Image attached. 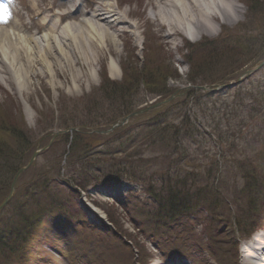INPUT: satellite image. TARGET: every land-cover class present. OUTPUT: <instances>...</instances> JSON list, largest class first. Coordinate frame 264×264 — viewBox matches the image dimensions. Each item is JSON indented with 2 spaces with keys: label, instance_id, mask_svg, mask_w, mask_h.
Listing matches in <instances>:
<instances>
[{
  "label": "trees",
  "instance_id": "obj_1",
  "mask_svg": "<svg viewBox=\"0 0 264 264\" xmlns=\"http://www.w3.org/2000/svg\"><path fill=\"white\" fill-rule=\"evenodd\" d=\"M246 3L248 7L247 19L238 26L236 34L223 35L216 41L205 40L203 43L188 46L185 61L189 66V72L186 75L185 82L194 86L222 83L234 78L243 67L258 64L262 60L264 52V0H247ZM253 27L254 29H252ZM230 37H232V40ZM229 38L230 40H228ZM148 50L155 51L152 47H149ZM150 58V56L147 57L146 61L152 60ZM137 73L133 74L132 70L128 73L127 65L123 64L124 76L122 82L115 84L106 80L100 88L101 91H104L103 99L119 103L120 110L114 109L116 113L111 112L107 115H100L99 112H96L88 120V123L80 122L79 126L88 125L94 127L102 123L109 124L115 119L130 113L135 105L134 97L140 85L151 96L167 97L171 90L167 87L166 81L168 79L178 80L175 71L163 68L158 62L156 64L154 62L143 64L141 70ZM216 73L219 76L225 75V77L219 79ZM202 97L210 100L212 95L190 90L184 98L173 106L153 118L142 121L144 127L137 134L139 136L138 141L130 144L127 148L120 146L117 149L111 148L108 152L102 153L103 157H111V155L122 157L118 159L120 162L117 163L122 165V167L120 165L116 167L114 165H106L97 170L99 177L95 179L109 183L118 181L123 176H127L132 180L138 179L134 171L139 168V163L144 160L143 150L156 152L161 167L169 174L173 166H178V174L181 172L184 175L176 178H167L166 180L162 177L160 192H155L156 190L150 187L149 193L154 196L158 206L154 212L149 213L148 219L157 222V225H161L164 228L170 224L177 223L178 216L190 210L189 206L185 204L189 197L197 196L201 193L204 195L207 194L206 191L214 190L216 192L207 198L210 199L211 197L210 206L214 207V205L219 203V196L221 194L226 196L227 191H229L227 182H230V180L225 178L220 180L221 173L217 177V161H210L209 165L205 166L204 173L197 172L195 169L198 165L197 151L189 152L186 145V139L188 138L196 143L194 136L197 134V129L194 125L192 109L199 107ZM258 97L261 100L258 102V106L252 107L251 110H248L247 115L239 120L238 130H229L226 138L220 136L221 141L219 144L225 145V148L219 151V157L223 163H236L240 159L238 158L240 155L247 156L257 151L256 149L264 148V92H259ZM85 108L90 111L95 106L86 104ZM70 120L75 119H64L65 126L74 124L69 123L71 122ZM101 120L105 122H101ZM226 120L229 121L228 118ZM251 121H253L254 130L252 129L249 133L244 134L243 125ZM95 143L97 142L93 141L91 136L74 135L68 163L74 164L79 161L78 157H82L83 160L88 157L90 159L88 150L90 151L92 147H95ZM29 144L24 133L23 123H15L7 111L0 110V183L3 182L0 187V193L5 194L7 192L9 177L21 165L19 157L27 152L30 147ZM108 159L109 161L112 160ZM134 161H136L135 167H133ZM183 164H186L190 169H181L180 167ZM112 167L113 169L111 170ZM239 169L237 168L236 170L239 171ZM245 169L247 167H243L244 172L239 171L240 173L236 175L244 180L242 191L248 190V192L252 193L257 188V185L258 187L260 186L258 182L262 183V181L252 180L249 171L247 172ZM85 170L84 167H81L80 176ZM221 171L223 170L221 169ZM5 172H8L7 176ZM166 176L168 177L169 175L167 174ZM42 177L43 191H47V184L51 175H49V172L44 171ZM88 181V178L82 177L77 183L80 182L78 186L84 188ZM36 184L38 183H33L31 190L33 194L29 198L25 195H18L20 190L17 192L15 199L22 198V200L27 202L22 201V207L19 208L18 206L17 209H12V212L15 214L13 216L14 219L22 223L23 226L10 234L5 235L0 232V264H22V258L27 249H29L27 248L28 244L33 247L31 241L34 239V234L30 231H38V228L42 225L40 216L47 212L46 209L42 210L39 205L33 203L37 201V198L42 197V194L39 196L36 194ZM28 186H23L21 190L26 193ZM22 191L20 192L21 194L23 193ZM1 196L3 195L1 194ZM47 196L48 198L49 196L51 197V193H48ZM67 198L69 199L70 196H67ZM28 199L33 200V202L28 201ZM236 201L238 202L239 200L237 199ZM16 203L19 205V200ZM59 210H63V208L61 207ZM14 219H12L11 213L8 214L7 218L4 216L1 222L2 227L12 226L15 222ZM108 219L113 224L115 223L110 216H108ZM38 257L39 255L34 248V258L37 259Z\"/></svg>",
  "mask_w": 264,
  "mask_h": 264
},
{
  "label": "rangeland",
  "instance_id": "obj_2",
  "mask_svg": "<svg viewBox=\"0 0 264 264\" xmlns=\"http://www.w3.org/2000/svg\"><path fill=\"white\" fill-rule=\"evenodd\" d=\"M35 3H41L43 4V7H46L49 3V6L57 5L60 3V0H17L18 4L14 5V8L17 9V11L20 12L25 22H29V12L27 10V4L30 2ZM90 0H79L81 3V7L84 10L90 9ZM241 0H238V2ZM113 7L115 9L116 4L114 5V1H112ZM150 0H130L128 3L123 7L122 12L124 14L129 15L130 18H126L124 16V20H129L131 24L134 26H137L136 32L138 34V37L136 38V41L134 40L133 36L130 33L127 34H119L117 37H113L114 42L111 39V43L106 45H101V48L98 50L97 54L98 56L96 58L91 59V62L89 65H83L80 68L79 66H75L73 62L70 61L69 65H66L65 67H62L61 74L63 76L56 77L55 74L52 76V74L45 72L42 67L34 66L30 71H28V78L29 85L27 86V89L25 90V93H23L22 98L17 94L16 92V85L13 82V80H9L8 77L5 75H0V105L3 109L10 110L9 107H15L13 106L10 101V97H12L16 103L18 104V108L24 110V123L26 125V132L28 133V136L31 138V141L34 143L42 137V135H45L50 130H56L58 128L59 123L61 122V114L63 115L66 111L69 109H72L74 106H76L79 102L87 99L88 97L93 98L92 100V106H94V101L97 100V98H100V93L97 92L99 86H102L100 83V78L98 76V73L105 72L104 67L106 69V73L109 77H111L110 73H115L116 79L113 80H119V74L116 71L112 70L111 62L116 63L117 65L124 60L127 63L128 67V73L132 70L133 74L135 72L139 73V70L141 69L140 66H142L145 63L149 62H156L160 63V66H163V68H168L172 71H175V73L178 76L177 79H168L166 82L167 87L171 90V92L175 90H181V88L188 83L185 82L186 75L188 73V66L184 63L185 55L184 51L186 41L189 42L190 37L185 36L184 34H181L176 37H172L171 40H166L163 36V32L159 27V24L157 21L152 19L151 16V8H150ZM235 5V2H233ZM237 5V4H236ZM244 12L241 13V16L239 19L234 20L235 23L227 22V21H220L219 23H212L210 24L214 27L215 33L213 34H203L201 36H194V40H200L201 38H209L213 39L216 38L222 31L223 27H227L230 29L236 28L237 25L241 24L243 22V16L245 13V9H243ZM20 21H22V18L18 17ZM15 23L18 22V19L16 17H13L12 19ZM43 27H38L36 29H32L29 32H25L26 35H31L32 39L35 40L39 46H43V35H47L48 31L45 29L43 30ZM254 29V27L252 28ZM151 33V36L149 35ZM232 34V33H229ZM228 34V35H229ZM127 35V36H126ZM143 36L151 38L154 37V40L158 42V44L161 45V50L157 52L156 51H150L147 50V48L142 51L143 47ZM149 38V37H148ZM189 38V39H187ZM232 40V37H230ZM230 38L228 40H230ZM127 39H130L131 46H126L123 44V42L126 44H129L126 42ZM215 40V39H213ZM168 42V43H166ZM171 42V43H170ZM133 49L134 54L131 55L127 50ZM147 52V55H146ZM188 53V51H187ZM41 54V53H40ZM151 57L152 60H147V57ZM132 61V62H131ZM69 66V67H68ZM104 66V67H103ZM244 68V67H243ZM241 69L244 70V69ZM69 69L72 70V73L77 76L81 77L84 75V78L82 79L83 85L79 87L76 83H73L71 81V73L69 72ZM169 72V71H168ZM240 72V71H239ZM238 72V73H239ZM48 73L49 75H46ZM137 73V74H138ZM237 73V74H238ZM64 74L65 77L68 78V83L64 81ZM169 74H171L169 72ZM217 74V73H216ZM118 76V77H117ZM219 79L223 76L216 75ZM112 79V78H111ZM58 89H57V88ZM140 89L138 90V94L136 92V100L134 99V104L136 103L139 107L142 106H149L152 102H154V96H150L147 94L140 85ZM100 91V90H99ZM259 92H264V69L257 71L255 74L250 76L243 84L240 86H237L235 88L230 89H220L219 93L214 94L211 97L210 100H207L208 98L202 97L199 108L196 109L197 116L195 115L194 118L196 119V125L198 130L200 131V135L203 133H207L210 130H212V127H209L208 125L211 124V126L218 125V128L220 129V133H222V137L226 138L228 136L229 130H238L239 128V120L243 119L244 116L247 115L248 110H251L252 107L258 106V102H260V98H258ZM96 97V98H95ZM134 97V98H135ZM95 99V100H94ZM207 100V101H206ZM140 101V103H138ZM98 108H100L99 113L104 114V112H108V108L110 104H107L102 100L101 102H98ZM9 107H8V106ZM25 107L29 108L31 110V116L28 115V113H25ZM136 108L134 105L132 109ZM202 110V112L199 111ZM15 108L12 109V114L15 118H13L15 123H19L17 121V115L14 112ZM43 111L44 116L39 117L37 116L39 113ZM194 111V110H193ZM9 115H12L10 111H7ZM92 112H96V108L92 110ZM162 110L153 113L152 116H155L159 113H161ZM230 115V116H229ZM226 118L229 119V121L226 120ZM245 120V119H244ZM140 121V120H139ZM247 121V120H246ZM101 122H105L102 121ZM247 123V122H246ZM106 123H102L101 127ZM141 124L137 123V121L130 124L129 128L125 129L123 135H118V133L110 135L109 137L100 139L101 144L98 147L102 148L104 145L113 142L115 143L113 146H118L120 143H125V140L129 137H133L138 134L139 130H141ZM245 125V124H244ZM243 125V133H249L250 130L253 129L254 124L253 121L250 123H247L245 126ZM126 128V127H125ZM255 128V127H254ZM254 130V129H253ZM213 135L215 137L219 136L217 132H214ZM203 136V135H202ZM207 136V135H205ZM212 136V140H215V137ZM112 137V138H111ZM111 138V139H110ZM134 137L126 142L124 144V147H126V144H129L133 141ZM206 139V140H205ZM202 138L197 137V144L196 146L193 144V140L187 139L186 145L188 146V150H191V148L197 147L198 149V157H202V154L204 150L208 149L210 146V143L208 142V138ZM47 139L45 141H41L40 147L45 144ZM215 143V142H214ZM55 146L52 148L53 152H49L48 155H41L37 158L35 163V168L33 170H28L24 176L21 178L22 181H25L26 183L29 180H32L34 177H36L41 169H43V165L46 163L54 164L55 157H59L62 155L64 147H62L61 143L55 142ZM53 144V145H54ZM219 143H216L214 146H211L212 150L214 149L213 153L210 152L208 155L209 160H201L202 166L203 164H206L210 162V160H218V156L216 154L219 149L218 147ZM52 145V146H53ZM223 148H225V145H223ZM143 150V149H140ZM257 151L247 155L243 156L240 155L236 163H223V167L221 169L223 170V174L221 178L229 179L230 182H227L229 186V191L226 197L229 199L228 204L225 203L227 210L229 211L232 209V204L236 203L238 205V209L241 210L243 208V205L241 203H238L236 200L244 201V199H241L238 195V189L242 188V185L244 183V180L236 175L243 171V167H247L245 169L247 172L249 171L251 179L261 180L262 183L261 186L257 185V191L253 193V196L255 197V202L257 206V211L255 214H253V221L252 223H255L258 219L257 215H260V217L264 213V148L256 149ZM144 151V157L143 162L139 163V168L135 170L137 173H142V178L144 180L148 179V175L152 177V174L160 173L164 171V169L161 167L160 161L157 159V153L156 152H149ZM228 153V152H227ZM214 155V156H212ZM118 158H122L117 156ZM150 160V161H148ZM57 162L55 163L56 166ZM136 161L133 163V167H135ZM49 165V164H48ZM221 165V164H220ZM199 165H197V168ZM46 168H49L47 166ZM232 168V169H231ZM237 168H240L239 171L236 170ZM232 170V171H231ZM201 172H204V168L201 167ZM228 171V172H227ZM145 174V175H144ZM245 174V173H244ZM236 175V177H234ZM246 175V174H245ZM247 176V175H246ZM234 177L233 179H230ZM156 185H159V179H154ZM256 187V186H255ZM112 191L115 192V195L123 196L126 200V208H129V212L125 213L121 209H116L113 211V215L118 219L119 225L121 226V229L125 231V233L128 235V237L138 246H143L146 248V254L143 258V264H157V255L153 252V246L150 245L149 240L146 238V234L152 230V227H149L146 229V234L143 232L138 233L135 229L142 228L146 221H145V212L146 210L151 206V199L150 197L145 194L144 187L139 184H132L130 182L122 181L121 184L117 185ZM107 189L102 187H90L87 194L84 193V203H87L91 206H94V204L97 206L98 212L102 213V210H105V207L107 205H110L112 202L111 197L108 194ZM82 198V199H83ZM81 200V197L79 198V202ZM247 200V199H245ZM233 202V203H231ZM82 205V204H81ZM234 210L236 209V206L233 204ZM102 209V210H101ZM237 214V213H236ZM204 218L207 221V224L204 227L205 235L200 234L201 233V226H198L195 228V230L192 233V238L194 240H206V237L209 238V233L207 227L211 228V223H208V217L205 216L203 213ZM239 218L241 216L238 215ZM135 219L136 224L134 223L133 219ZM238 218V219H239ZM203 222V221H202ZM134 223V224H133ZM213 226L211 229L215 230L217 229L215 226L221 227L222 224H224V221H213ZM134 226V227H133ZM215 228V229H214ZM66 233V239L68 242V235L72 240V243L76 242V238L74 234H68L66 230H64ZM230 232V231H229ZM215 233V234H214ZM213 231L211 232L212 237L211 239H217L216 241L218 244H224L226 248L228 249L229 245L223 242L226 238L224 237V234L227 233L219 231ZM231 233V232H230ZM227 233V235H233V233ZM106 234V233H105ZM186 233V235H188ZM208 234V235H207ZM262 236L264 237V232H257L253 235L256 236ZM108 241L110 242V248H116L115 245L111 243L113 241L116 245L122 246V243L120 244L119 241L114 240L109 237V235H106ZM190 237V236H189ZM252 238V237H251ZM250 239V238H249ZM191 241V237H190ZM191 243L194 244V241H191ZM234 244V243H233ZM47 247L45 249L47 250ZM93 248V256H98V252H95V247L92 245ZM44 249V246H43ZM85 253L84 257L86 259H90V257L87 258V255L91 252V249L89 247H84ZM153 250V251H152ZM235 252V248L233 249ZM117 252L115 251L114 257L116 258ZM150 252V254L148 253ZM51 253V252H50ZM192 253L197 254V249H193ZM149 256V258H148ZM202 256L205 257V253H202ZM230 256V255H229ZM114 258V259H115ZM238 264H243L242 259L239 257ZM60 263V262H58ZM60 264H64L61 262ZM191 264V263H190Z\"/></svg>",
  "mask_w": 264,
  "mask_h": 264
},
{
  "label": "bare ground",
  "instance_id": "obj_3",
  "mask_svg": "<svg viewBox=\"0 0 264 264\" xmlns=\"http://www.w3.org/2000/svg\"><path fill=\"white\" fill-rule=\"evenodd\" d=\"M112 1L90 0V9L83 11L79 8L78 0H69L66 4H61L58 12L56 8L49 6L42 8L37 3L29 8L32 25L17 28L10 21L6 24L7 27L0 25L1 76L5 75L9 80H13L16 92L22 98L30 81L27 80L28 71L34 66H43L45 72L49 71L52 76L55 74L56 77H61L62 67L69 65L70 61L80 68L82 64L89 65L91 59L98 56L97 52L101 45L107 46L111 39L114 42L113 37L136 30V27L121 20L120 15L113 9ZM237 1L150 0L149 5L152 19L158 22L166 40L181 34L194 40V36L215 33L210 22L235 23L234 20L239 19L243 12L240 5L238 7L233 4ZM35 24H43L48 30V34L42 36L44 45L41 47L32 36L21 33L29 32L37 26ZM113 64L114 62L111 63ZM69 72L71 81L81 87L84 75L77 77L71 69ZM48 73L46 75H49ZM111 76L115 77L114 74ZM239 77L237 75V79ZM64 81L69 82L65 74ZM25 113L31 116V110L27 107ZM43 170L50 171L44 165ZM91 174L93 170L86 169L80 178ZM93 212L100 215L95 209ZM241 256L243 264H264V238L259 235L252 238L242 247Z\"/></svg>",
  "mask_w": 264,
  "mask_h": 264
},
{
  "label": "water",
  "instance_id": "obj_4",
  "mask_svg": "<svg viewBox=\"0 0 264 264\" xmlns=\"http://www.w3.org/2000/svg\"><path fill=\"white\" fill-rule=\"evenodd\" d=\"M247 73L249 74L250 72H247ZM238 82H240V80H238ZM231 85H232V84H231ZM231 85H228V86H226V87H229V86H231ZM172 98H173V97H171V98L168 99V100H165V101L159 102V103L155 104L154 106H152V107H150V108H146V109H143V110H139V111H137V112L131 114L130 116L124 118L123 123H125L130 117H132V116H134V115H137V114L143 113V112H145V111H147V110H149V109H151V108L161 107V106H164V105L168 104V103L172 100ZM123 123H122V124H123ZM113 127H114V126H113ZM35 155H36V153L32 156V158L30 159V161L28 162V164H27L25 167H23V168L17 173L15 179H16V178H17V177H18V176H19V175H20L25 169H27V168L30 166V164L34 161ZM14 182H15V180L13 181V183H12V185H11V191H10L9 196L7 197V199H6L3 203H5V202L10 198V196L12 195Z\"/></svg>",
  "mask_w": 264,
  "mask_h": 264
}]
</instances>
